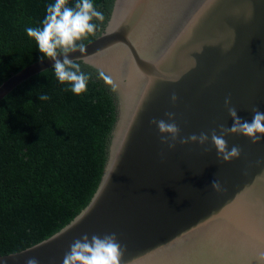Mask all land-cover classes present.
I'll return each mask as SVG.
<instances>
[{
  "label": "water",
  "instance_id": "95a60500",
  "mask_svg": "<svg viewBox=\"0 0 264 264\" xmlns=\"http://www.w3.org/2000/svg\"><path fill=\"white\" fill-rule=\"evenodd\" d=\"M68 56L115 90L104 172L70 223L0 264H62L74 239L113 232L126 247L122 264H264V139L226 136L241 154L223 162L210 142L169 150L149 123L174 112L182 137L229 127L226 96L244 120L253 106L264 112V0H114L103 33ZM53 64L13 74L0 101Z\"/></svg>",
  "mask_w": 264,
  "mask_h": 264
},
{
  "label": "trees",
  "instance_id": "16d2710c",
  "mask_svg": "<svg viewBox=\"0 0 264 264\" xmlns=\"http://www.w3.org/2000/svg\"><path fill=\"white\" fill-rule=\"evenodd\" d=\"M77 0H68V6ZM53 0H0V85L46 59L27 27H41ZM104 15L86 46L105 30L114 0H93ZM90 76L79 95L50 67L0 101V256L33 246L70 223L91 201L101 181L117 118L115 90L102 72L82 62ZM49 95L39 101L40 94Z\"/></svg>",
  "mask_w": 264,
  "mask_h": 264
},
{
  "label": "clouds",
  "instance_id": "9594fccd",
  "mask_svg": "<svg viewBox=\"0 0 264 264\" xmlns=\"http://www.w3.org/2000/svg\"><path fill=\"white\" fill-rule=\"evenodd\" d=\"M103 22L104 15L94 6L93 0H77L74 6H68V0H53L46 8V16L41 27H27V36L33 38L38 50L43 57L54 61L53 69L56 78L61 84L70 85V90L79 95L87 90L90 76L81 70L79 64L69 59L68 54L79 51L85 52L83 43H78L87 36L94 34L98 25L93 21ZM63 57L62 59L58 57ZM39 101H47L49 95L40 94ZM177 96H171V102L175 104ZM224 107L232 124L226 127L218 124L209 131L193 133L186 137L180 136L181 129L176 123V114L166 112L167 119H152L149 123L154 124L160 134V143L167 145L169 150L176 147L177 141L180 145L197 144L203 146L209 142L215 148L217 159L223 162H230L239 158L241 149L232 146L229 150L226 136L242 134L253 143H259L264 139V112L258 107L251 108V120L242 119L237 109L231 103V96L224 99ZM210 149H205V152ZM211 188L214 191H221L222 186L218 180H213ZM126 247L123 246L116 233H106L103 236L87 233L74 239L69 245V250L64 254L62 264H122ZM260 260L264 261V253H261ZM25 264H40L36 257H29Z\"/></svg>",
  "mask_w": 264,
  "mask_h": 264
}]
</instances>
